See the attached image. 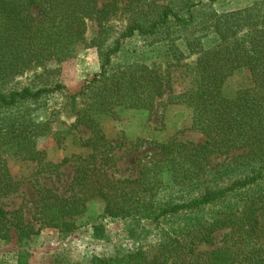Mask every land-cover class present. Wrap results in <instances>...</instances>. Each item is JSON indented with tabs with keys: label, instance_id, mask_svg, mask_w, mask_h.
Here are the masks:
<instances>
[{
	"label": "trees",
	"instance_id": "1",
	"mask_svg": "<svg viewBox=\"0 0 264 264\" xmlns=\"http://www.w3.org/2000/svg\"><path fill=\"white\" fill-rule=\"evenodd\" d=\"M202 1L0 0V198L18 187L7 157L40 164L39 138L50 135L60 145L81 125L89 136L71 140L81 152L54 167L72 164L69 188L61 194L38 188L34 224L67 239L99 202L104 222L143 229L154 223L157 230L134 249L91 254L76 264H264V0L231 14L206 10L200 18L195 8ZM89 23L98 31L87 39ZM138 38L147 42L144 56L115 65L122 43ZM80 48L96 51L98 72L66 95L76 124L53 131L22 104L63 91L54 82L56 68ZM241 73L245 84L226 94L229 79ZM163 97L190 110L191 127L205 141L171 139L136 177H115L113 148L98 119L120 107L151 111ZM33 222L0 206V245L12 230L20 246L11 264H27L28 241L38 234ZM102 224L92 226L94 237L102 236ZM126 236L137 237L133 230Z\"/></svg>",
	"mask_w": 264,
	"mask_h": 264
},
{
	"label": "rangeland",
	"instance_id": "2",
	"mask_svg": "<svg viewBox=\"0 0 264 264\" xmlns=\"http://www.w3.org/2000/svg\"><path fill=\"white\" fill-rule=\"evenodd\" d=\"M254 1L256 0H213L210 4L203 0L195 9L202 18L206 10H211L216 15L231 14L251 6ZM97 31L96 24L89 23L87 39L95 37ZM122 44L123 51L112 60L118 67L132 62L136 53L144 56L147 48V42L142 38L128 40ZM97 57L98 54L94 49H78L75 57L56 68L54 82L61 85L64 90L26 102L22 104V107L27 108L37 120L49 121L53 131L72 128L77 122V116L67 104L66 95L79 92L81 87L98 72ZM192 61H194L193 56L181 63ZM245 80V75L242 73L234 75L227 83L226 94L231 95L236 89L242 87ZM77 100V107L80 109L83 104L79 98ZM98 124L113 148L114 167L111 172L120 179L136 177L142 166L150 165L160 157L159 146L171 139L194 145L205 141L202 132L191 127L190 110L183 105L167 104L165 97L159 98L151 111L116 108L114 116L102 117L98 119ZM76 128L79 133L72 129L71 135H68L60 145L50 135L39 138L36 146L45 151V159L40 164L22 161L18 155L7 157L10 173L14 181L18 183V187L15 194L0 198V206L4 210L9 212L17 210L26 222H33L38 188H52L58 194L67 192L73 175L72 164H66L58 169L54 167L63 158L81 152L78 147L71 144L72 137L78 134L82 139H86L89 132L81 125H77ZM222 160L223 156L216 158V162ZM235 173L231 176L234 177ZM240 194L242 193H239L238 198L242 196ZM101 208V203H92L86 216L79 220L77 229L67 239H63L57 230L40 228L33 222L38 234L28 241L27 264H54L56 258L61 260L58 264H76L86 260L91 254L111 256L120 249L125 251L134 249L137 241L149 242L153 229L156 228L154 223L144 225L145 229H143V227H133V224L119 221L104 222ZM101 222L103 223L102 236L94 237L92 226ZM128 230H133L137 237L133 240L128 238L126 236ZM225 233L226 230L217 232L214 235V242L218 243L222 240ZM211 248V245L198 247L201 251ZM19 250L16 235L11 230L9 241L0 245V263L11 264Z\"/></svg>",
	"mask_w": 264,
	"mask_h": 264
}]
</instances>
